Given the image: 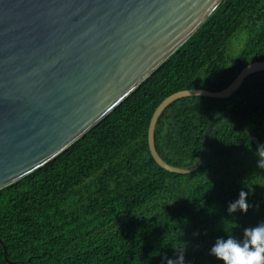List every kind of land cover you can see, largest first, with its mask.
Returning <instances> with one entry per match:
<instances>
[{"label":"trees","instance_id":"obj_1","mask_svg":"<svg viewBox=\"0 0 264 264\" xmlns=\"http://www.w3.org/2000/svg\"><path fill=\"white\" fill-rule=\"evenodd\" d=\"M264 61V0H223L188 41L93 129L63 153L0 190V264H223L218 239L242 242L264 223V156L237 122L215 124L202 165L169 172L152 156L151 118L170 95L227 88ZM241 118L264 148V71L231 97L171 103L155 130L160 156L195 164L218 115ZM248 192L247 213L229 204Z\"/></svg>","mask_w":264,"mask_h":264},{"label":"water","instance_id":"obj_2","mask_svg":"<svg viewBox=\"0 0 264 264\" xmlns=\"http://www.w3.org/2000/svg\"><path fill=\"white\" fill-rule=\"evenodd\" d=\"M223 0H0V190L46 165L129 97L205 23ZM264 61L246 66L222 91H178L156 108L148 130L152 156L163 169L190 174L203 163L175 167L158 153L155 130L178 99L231 97ZM6 252V246L0 239ZM9 264H16L6 258Z\"/></svg>","mask_w":264,"mask_h":264},{"label":"clouds","instance_id":"obj_3","mask_svg":"<svg viewBox=\"0 0 264 264\" xmlns=\"http://www.w3.org/2000/svg\"><path fill=\"white\" fill-rule=\"evenodd\" d=\"M248 192L241 191L239 198L229 204V213L239 210L247 213ZM211 254L223 264H264V223L244 230L242 242L229 236L227 240L218 239L211 249ZM167 264H183V254L181 253L176 261L167 260Z\"/></svg>","mask_w":264,"mask_h":264}]
</instances>
